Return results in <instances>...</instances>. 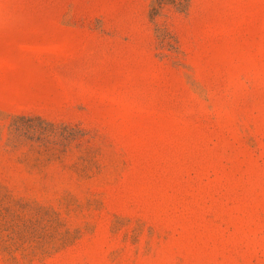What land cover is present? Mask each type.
Wrapping results in <instances>:
<instances>
[{
  "label": "rangeland",
  "instance_id": "1",
  "mask_svg": "<svg viewBox=\"0 0 264 264\" xmlns=\"http://www.w3.org/2000/svg\"><path fill=\"white\" fill-rule=\"evenodd\" d=\"M157 1L0 0V264H264V0Z\"/></svg>",
  "mask_w": 264,
  "mask_h": 264
},
{
  "label": "trees",
  "instance_id": "2",
  "mask_svg": "<svg viewBox=\"0 0 264 264\" xmlns=\"http://www.w3.org/2000/svg\"><path fill=\"white\" fill-rule=\"evenodd\" d=\"M188 2H189V0H184V1H182V0H173L172 2H169V3H171V4H173V5H176V6L179 8L180 11H183L184 9L187 8V6H188ZM163 3H166V2H164L163 0H158V1H157V5H158L159 7H160Z\"/></svg>",
  "mask_w": 264,
  "mask_h": 264
}]
</instances>
